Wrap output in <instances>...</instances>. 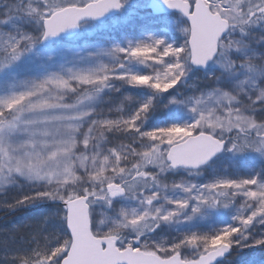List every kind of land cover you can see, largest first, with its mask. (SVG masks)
Here are the masks:
<instances>
[{
  "label": "snow or ice",
  "instance_id": "snow-or-ice-1",
  "mask_svg": "<svg viewBox=\"0 0 264 264\" xmlns=\"http://www.w3.org/2000/svg\"><path fill=\"white\" fill-rule=\"evenodd\" d=\"M18 214L0 264H264V0H0Z\"/></svg>",
  "mask_w": 264,
  "mask_h": 264
},
{
  "label": "trees",
  "instance_id": "trees-1",
  "mask_svg": "<svg viewBox=\"0 0 264 264\" xmlns=\"http://www.w3.org/2000/svg\"><path fill=\"white\" fill-rule=\"evenodd\" d=\"M17 218L20 219V220H26L28 218V216L25 215V214H18L17 216H8V217L0 215V226H7L11 222H13V220H15ZM252 255H256L255 258H253L252 260L256 261L257 264H258V262H259V260L261 258L259 252H249V253H247L244 256L238 257V260H245L246 259L245 256L249 257V256H252Z\"/></svg>",
  "mask_w": 264,
  "mask_h": 264
},
{
  "label": "rangeland",
  "instance_id": "rangeland-1",
  "mask_svg": "<svg viewBox=\"0 0 264 264\" xmlns=\"http://www.w3.org/2000/svg\"><path fill=\"white\" fill-rule=\"evenodd\" d=\"M19 220H20V219L17 218V219H15V220H13V221H19ZM255 256H256V255H252V256H249V257H246V256H245V258H246L245 260H238V258H237V264H243V261L252 260L253 258H255Z\"/></svg>",
  "mask_w": 264,
  "mask_h": 264
}]
</instances>
